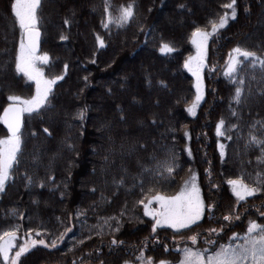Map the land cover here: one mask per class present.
Listing matches in <instances>:
<instances>
[{"label": "trees", "instance_id": "trees-1", "mask_svg": "<svg viewBox=\"0 0 264 264\" xmlns=\"http://www.w3.org/2000/svg\"><path fill=\"white\" fill-rule=\"evenodd\" d=\"M0 1L5 17L1 28L4 36H0V53H5L0 54V64L5 66L13 86L3 88L0 81L2 113L9 103L8 95L29 98L34 94V83L15 72L20 35L11 13L13 0ZM81 1L42 0L38 11L41 36L37 54L47 53L49 62H38L37 66L46 78H64L52 86L41 111L24 114L22 151L0 192V234L19 226L9 256L30 239H44L49 244L57 239L55 248L38 244L18 264H138L135 257L141 254V248L145 257L177 264V248L185 244L210 247L205 244L210 228L223 227V232L211 239L225 243L232 233L243 234L249 220L264 224L259 216L264 212V192L237 203L227 184L228 179L242 176L253 185L256 173L264 172V165L257 164L259 148L245 146L249 126L264 121V69L257 65L253 71L248 61L239 70L238 75L246 76L240 105L232 101L236 85L224 75L228 54L237 46L264 58V0H236V18H229L225 28L210 38L203 75L204 99L195 116L187 111L194 99L193 79L183 67L185 59L194 53L191 32L196 26L207 25L210 30L209 20L225 11L230 15L224 8L230 0H205V10L197 11L191 22L184 18L180 32L161 28L166 25L160 15L168 11L186 15L190 8L187 0H131L134 18L123 26L112 23L108 29L102 26L104 0H86L84 10L78 4ZM129 2L109 0L112 15H118L119 6ZM86 17L89 23L84 25ZM66 19L68 24L64 23ZM54 23L58 30L52 28ZM77 30L82 34L85 31L87 39L79 37ZM62 35L67 39L61 40ZM97 36L104 40L103 48ZM162 42L169 43L174 51L161 53ZM126 62L130 65H124ZM163 65L165 72L161 70ZM80 110H85L83 120L77 115ZM231 111L237 116L233 117ZM221 118L226 127L239 125L226 132L231 140L216 135V123ZM4 131L0 122V138ZM253 134L264 138L260 125ZM221 143L225 145L223 160L218 147ZM172 154L179 165L174 174L157 176V161L170 160ZM189 169L197 174L205 204L215 206L212 218L206 210L198 227L179 232L163 227L152 234L154 221L143 215V205L137 201L157 192L174 195L189 177ZM121 178L123 184L118 183ZM234 209L240 219L223 222L222 216ZM78 212L85 215L78 217ZM109 217L119 220V231L113 233L105 225L96 235L95 226ZM109 223L111 228L117 226L116 220ZM67 228L71 231L59 240ZM194 233L201 235L193 246L188 237ZM113 236L123 245L111 246ZM0 264H5L2 257Z\"/></svg>", "mask_w": 264, "mask_h": 264}, {"label": "snow or ice", "instance_id": "snow-or-ice-1", "mask_svg": "<svg viewBox=\"0 0 264 264\" xmlns=\"http://www.w3.org/2000/svg\"><path fill=\"white\" fill-rule=\"evenodd\" d=\"M42 0H13L11 3V13L15 18V26H18L20 32V39L18 50L15 55V72L22 73L28 80L35 82V93L29 98H22L21 96L10 94L7 96L9 103L3 108L0 113V122L7 127L8 135L4 138H0V192L4 191L6 182L11 178V170L14 164L18 162V156L22 151V126L23 116L25 113L32 114L41 111L48 103V98L52 92V86L58 81L64 78L63 75H56L52 78H46L43 70L37 66L38 62L47 64L49 62V56L47 53L38 55V46L41 36L39 29V16L38 11L41 7ZM183 7V5H181ZM111 5L109 0H104V13L105 19L102 20V26L108 29L110 24L115 23L118 26H123L129 23L135 15L134 2H130L127 5H121L118 8V15L113 16L110 11ZM225 11L223 15H219L215 20H209L210 30L207 25L202 28L196 26L191 32L190 40L192 45L195 46V55H190L185 59L183 67L187 69L195 78L193 87L195 88V97L191 102L187 111L192 115H196V109L200 105V102L204 99V81L203 70L207 67L208 58V46L210 38L216 36L220 29L225 28L229 22V18L235 19L237 16L236 0H230V3L224 5ZM68 24V20L64 21ZM61 40L67 39L65 36L60 37ZM97 42L101 48L105 46L104 40L97 36ZM161 53H171L174 51L173 47L169 43H161ZM251 62V69L254 71L257 65L261 69H264V58L258 56L256 52L249 51L239 46L233 48L228 54V60L224 70V75L228 77L235 86L232 101L235 104L240 105L244 99V86L246 84V76L238 75V72L243 68L245 62ZM95 63V61H92ZM65 73L67 65L65 64ZM214 68V66H213ZM251 79H255L252 76ZM87 80V77H85ZM78 117L83 120L85 110H80L77 114ZM233 117L237 116L236 111H231ZM123 118V117H121ZM257 125L261 126V130H264V121H254L250 126L249 139L246 142V147L256 146L260 150V155L257 156V164L264 165V138H258L253 134V130L257 128ZM238 124H232L230 127H226L225 119L221 118L216 123V135L217 137H226L231 140L232 136H226V132L231 129L238 128ZM45 133H49L47 128H44ZM35 133H33L34 135ZM188 136V133H184ZM71 147V146H69ZM220 150V157L223 160L225 157V145L218 144ZM189 156H191L190 149H186ZM106 159V158H105ZM153 159H156L153 157ZM177 157L175 154L171 155L170 160L166 159L163 163L157 161L158 171L155 172L157 176H162L167 173L169 176L174 174L175 168L179 165L176 163ZM145 172L152 171L153 169H143ZM190 175L184 180L183 186L174 195H164L159 192L154 195L147 196L145 199L137 201L138 204L143 205V215L151 217L154 221L151 225V232L155 234L158 228L167 226L179 232L180 230H191L194 226L198 227L199 222L207 210L209 213V219L212 218L214 213V205H206L201 194V189L197 183V174L189 169ZM28 183H32V178L28 177ZM50 179H52L50 177ZM123 184V178L118 182ZM227 184L231 187V192L235 196L237 203L245 201L246 198L254 196L256 193L264 192V172H257L255 182L250 185L245 182L243 177H237L235 179H228ZM43 187V182L40 184ZM95 191V189H92ZM143 191V189H142ZM151 191V190H150ZM158 204V207L153 208V202ZM85 215L83 212H78L77 216ZM121 215H124L121 212ZM259 216L264 218V212H260ZM240 215L236 214L235 209L233 213L225 214L222 216L223 222L231 223L233 220H239ZM112 220H116L117 226L111 228L109 223ZM107 225L111 231H119V220L116 217H109L103 220L102 224L95 226L98 230L96 235H100L103 232L104 226ZM5 231L0 234V257L3 258L5 264H18L21 261V257L25 253H28L31 248L36 245H43L45 247L55 248L57 246V239H53L51 243H46L44 239H30V242H26L18 246V250L15 251L13 256H9L10 251L15 247L14 241L17 236V229ZM71 231V228H67L58 239L62 240L67 232ZM31 232V230H29ZM223 232L221 229L210 228L207 230L208 239L205 240V244L209 245L208 248L190 247L187 244L183 248H177V252L180 254L178 264H264V224L258 223L257 220H249L246 231L243 234L232 233L229 240L225 243H219L211 239L212 235L219 236V233ZM37 236L41 235L39 232ZM201 233H194L188 240L194 246ZM91 237H86L90 239ZM80 243H83L81 241ZM123 241H118L114 236L110 242L111 246H122ZM214 248V250H213ZM165 251H169L167 245L164 246ZM144 249L141 248L140 255L135 259L138 264H171L170 261L161 259L154 261L152 257H145ZM102 264V262H101ZM124 264H130L129 261H125Z\"/></svg>", "mask_w": 264, "mask_h": 264}, {"label": "rangeland", "instance_id": "rangeland-1", "mask_svg": "<svg viewBox=\"0 0 264 264\" xmlns=\"http://www.w3.org/2000/svg\"><path fill=\"white\" fill-rule=\"evenodd\" d=\"M86 0H84V1H81V2H78V4L79 5H81L82 6V9H83V7L85 6V2ZM89 2H91V0L89 1L88 0V3ZM94 2H96V1H94ZM186 3V2H185ZM1 1H0V36L2 37V35L4 36V33H2V30H1V28H2V24H4V22H5V17H4V13H3V11H2V8H1ZM187 4L190 6V8L189 9H187V13H186V15H181L180 13H176L175 15L174 14H172L171 13V11H168V12H164V13H162L160 16H161V18H162V20L165 22V25L166 26H161V28H164L165 29V31H167V32H170V31H174V30H178L179 32L180 31H182L183 29H184V22L185 21H183V19L184 18H186V19H188L189 21L188 22H191L192 21V19H195L196 17V13H197V11L199 12V11H203V10H205V5H206V1L205 0H187ZM84 10V9H83ZM95 11V10H94ZM91 13V12H90ZM90 16H91V14H90ZM178 16H183V18H180V17H178ZM83 23H84V25H85V23H89V19H88V17H86V21H84L83 20ZM52 28H54L55 30H58L59 28H58V26L54 23V24H52ZM19 30V29H18ZM77 34L79 35V37H80V35H81V37H83V39L84 40H86L87 39V33L84 31L83 32V34H82V32H79L78 30H77ZM19 35H20V32H19ZM3 39H4V37H3ZM85 42V41H84ZM194 48H193V54L192 55H195V46L194 45H192ZM3 53H5L4 51H2L0 54H2L3 55ZM5 62H6V59H5ZM127 64H129V63H125L124 65H127ZM153 64V62L151 61V65ZM130 65V64H129ZM161 70L163 71V72H165V65H163L162 66V68H161ZM189 72V71H188ZM190 73V72H189ZM190 75L192 76V74L190 73ZM202 75H204V70H203V73H202ZM204 77V76H203ZM192 79H193V85H194V83H195V78L192 76ZM0 81L2 82V86H3V88H6V89H10V88H12L13 86H12V84H11V82H10V79H9V77H8V75L6 74V68H5V66L4 65H2V64H0ZM203 81H204V78H203ZM33 83H34V93H35V82L34 81H32ZM194 88V87H193ZM204 92H205V90H204ZM34 95V94H33ZM158 95L159 96H161L162 95V93L160 92V93H158ZM194 97H195V88H194ZM100 99V98H99ZM101 100V99H100ZM102 101V100H101ZM256 102V101H255ZM197 110V109H196ZM27 114V113H26ZM7 135H6V133H5V131H4V134H3V136L1 137V138H4V137H6ZM124 156H129V154H125ZM95 179V178H94ZM152 206H155V207H158V204L155 202V204L154 205H152ZM165 227H167V226H165ZM14 243V242H13ZM178 264V263H177Z\"/></svg>", "mask_w": 264, "mask_h": 264}, {"label": "water", "instance_id": "water-1", "mask_svg": "<svg viewBox=\"0 0 264 264\" xmlns=\"http://www.w3.org/2000/svg\"><path fill=\"white\" fill-rule=\"evenodd\" d=\"M5 126V125H4ZM6 130H7V127L5 126ZM8 133V132H7Z\"/></svg>", "mask_w": 264, "mask_h": 264}]
</instances>
